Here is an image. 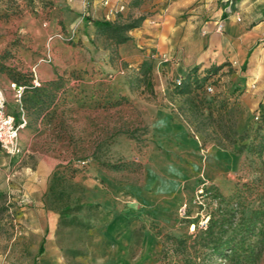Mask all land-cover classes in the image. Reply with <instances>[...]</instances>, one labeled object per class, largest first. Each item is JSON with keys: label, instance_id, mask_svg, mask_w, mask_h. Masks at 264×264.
Masks as SVG:
<instances>
[{"label": "rangeland", "instance_id": "obj_1", "mask_svg": "<svg viewBox=\"0 0 264 264\" xmlns=\"http://www.w3.org/2000/svg\"><path fill=\"white\" fill-rule=\"evenodd\" d=\"M240 1L141 0L121 12L123 16L148 18L144 31L125 43L110 46L92 26L87 28L86 39L81 25L79 34L62 31L64 39L46 40L54 55V65L60 61L68 67L61 69L57 76L60 85L53 89L55 99L49 115L27 114L24 108L29 122L19 133L23 152L9 156L0 150L5 160L0 165V264H235L217 255L209 259L199 256L191 234L195 228L189 232V222L204 226L198 220L224 207L221 196L228 197L235 190L241 191L244 197L242 204L233 203L236 221L241 215L246 217L252 207L264 208V157L256 156L247 148L240 153H236L235 148H227L240 157L238 165L229 169L206 160L204 176L186 186L189 217L183 218L175 211L174 223L178 227L161 230L150 219L138 217L136 226L127 231L126 236L119 233L114 238L104 236V225L111 211L84 198L83 181L88 177L99 180L98 173L103 171L120 180L139 181L143 154L150 141L148 122L160 107L170 109L176 118L186 123L201 143L204 134L209 133L204 139V149L219 147L211 139L215 137L213 129H219L216 120H211L202 131L193 132L195 122L190 123L184 97L171 91L175 77L168 74L165 67L158 68L160 56L154 45L146 44H153L154 40L146 38H152L163 25L164 31L174 33L171 42L174 39L175 46L186 48L191 41L196 43L197 35L203 30L201 36L207 43L209 33L205 25L218 11L222 12L221 18L230 14L239 25H247L255 11L264 15V0ZM34 6L40 4L36 0H0V37L7 60L19 56L22 61V55H26L23 51H30L37 61L41 57L46 44H39L37 39L16 28V20L25 14L41 18L40 7L37 12ZM240 8L243 12L235 14ZM237 15L240 20L236 19ZM220 32H225L224 27ZM252 47L255 48L251 54L252 65L243 64L239 72L245 68L260 71L252 74L255 85L264 83L261 68L264 37L257 38ZM228 56L216 64L223 66L204 84H210L212 90L207 92L202 88L199 93L202 100L212 101L216 107L225 100L221 109L232 106L230 116L222 121V129L228 134L225 142L236 139L248 125L255 127L260 122V117H255L260 114L257 108L249 109L239 98L243 89L234 85L242 81L233 78L236 68ZM146 57L153 62L151 89L137 78V66ZM171 62L175 60L172 58ZM234 87L236 92H233ZM16 103L7 104L14 114L19 112ZM244 141L248 144L250 138ZM55 170L62 171V176L52 186ZM201 182H204V192L199 196L197 188ZM65 204H69L71 210L60 217ZM261 225L264 228V218ZM146 227L155 235L150 242L144 237ZM189 234L191 237L184 243L165 238L166 235L179 238ZM40 244L42 252H39ZM254 264H264V251Z\"/></svg>", "mask_w": 264, "mask_h": 264}, {"label": "crops", "instance_id": "obj_2", "mask_svg": "<svg viewBox=\"0 0 264 264\" xmlns=\"http://www.w3.org/2000/svg\"><path fill=\"white\" fill-rule=\"evenodd\" d=\"M47 1L50 2L51 7L46 19L28 13L16 20V28L37 39L39 44H46V40L64 39L62 31L71 35L79 34L81 26L83 28L82 35L88 39L87 28L91 26V23L85 17L106 18L107 6H104L101 0ZM115 1L110 0V3L113 5ZM121 1L126 4L128 0ZM243 1L241 0L240 3ZM218 12L215 14V18L208 20L205 25L206 31L209 33L207 43L201 36L205 32L203 30L200 36L197 35L196 43L191 41V44L186 48L177 47L174 39L171 42L174 33L164 31L163 25H161L152 38H146L154 40V43L146 42V44L155 46V52L161 59L158 68L163 70L165 67L166 72L174 75L175 78L183 76L193 67H198V70L202 71L212 63L218 64L226 55H230L228 60L236 68L233 78L242 81V83L236 82L234 85L243 89L239 98L247 103L249 109L257 108V111L264 113V103H262L264 102L262 99L264 83L257 82L254 85L252 76V74H259L260 71L256 73V71L252 72L251 68H245L246 72H239L243 63L249 65L253 63L251 54L255 48L252 46L257 38L264 37V15L261 16L258 11H255L254 16L249 17L247 25H239L230 14L221 18L222 12ZM239 12H243L242 8L240 11H234L235 14ZM115 16L116 14L110 15L108 19H113ZM218 19L224 21V33L215 29V21ZM147 21L148 18L145 17L141 26L130 31V35L141 34ZM57 33H60L61 36L56 35ZM49 37L51 38L49 39ZM4 46L3 38L0 37V86L4 89L7 104L10 105L11 102L12 106L16 101L9 86L11 81L8 75L9 67L28 73L32 80L35 79L38 82V85L55 79L61 69L68 67L67 63L60 61L56 66L54 65V55L48 44L44 47L41 57L49 53L50 61H40L41 57L37 61L35 57H32L30 51L29 53L23 51L26 53V55L24 53L22 55L24 56L23 62L19 61V56L7 60L1 57ZM147 50L148 48L145 49V51ZM19 53L20 51H18ZM232 53L234 54L232 55ZM181 54L184 55L183 58L180 57ZM172 58L175 62H171ZM261 63L262 71H264V59H261ZM240 73L243 75L241 76ZM17 106L19 110V105L17 104ZM7 110L10 112L8 107ZM14 115L18 117L19 112ZM148 127L150 141L143 154L139 181L120 180L116 175L104 171L98 173L100 181L92 177L83 181L84 198L90 202L99 203L104 210L111 211V216L104 225V236L106 237L114 238L119 233H124L126 236L127 231L136 226L138 217L150 219L161 230L178 227L179 225L174 223L175 211L187 199L186 186L204 176L206 160L207 162L212 160L219 167L226 165L229 169H234L239 163L240 157L228 149L220 147L213 150L204 149L197 136L190 132L188 125L176 118L168 108H157L154 116L148 122ZM4 162L3 156H0V165ZM210 178L213 179V177ZM144 230L146 241H152L155 238L152 230L148 227Z\"/></svg>", "mask_w": 264, "mask_h": 264}, {"label": "trees", "instance_id": "obj_3", "mask_svg": "<svg viewBox=\"0 0 264 264\" xmlns=\"http://www.w3.org/2000/svg\"><path fill=\"white\" fill-rule=\"evenodd\" d=\"M28 1L32 2L33 0ZM36 1L40 6H34V10L38 12L40 7L38 13L42 19H46L48 10L51 7L50 2L47 0ZM140 2L141 0H128L126 6H136ZM85 18L90 20L95 32L103 36L107 44L116 46L131 39L130 31L140 27L144 16H134L132 14L123 16L121 12H117L113 19L91 18L89 16ZM1 57L7 59V51H3ZM222 66V63L220 65L212 64L202 71L198 70V67H193L181 76L178 83L174 81L171 91L184 97L185 109L188 110L191 117V122L188 121L190 123L195 122L193 132L202 131L207 124L211 123V120H216L219 129L214 128L215 137L210 136L216 145L224 149L235 148L236 153H240L247 148V151L254 153L256 156L264 157V113H260V122L255 127L248 125L236 139H229L225 142L224 140L228 137V134L222 129V121L230 116L232 106L221 109V106L226 102L225 100H221L220 107L218 105L216 107L214 102H206L199 95L200 90L205 89L206 85L204 86V84L209 76L216 73ZM137 68V78L144 86L151 89L153 85L152 59L143 58ZM8 75L11 81L25 85L21 95V105L25 108L27 114L34 113L35 116H39L43 113L49 115L50 106L55 99L53 89L58 88L60 85L58 77L47 81L45 84L34 85L32 77L28 73L9 67ZM235 90L234 88L233 92H236ZM205 103L207 106L204 105ZM128 134L133 136L132 133ZM207 134L209 133H205L202 139V147L204 146V139L208 136ZM248 138H250V141L246 144L244 140ZM61 172L54 171L52 186L53 183L61 179ZM243 198V194L239 190H235L228 197L221 196L224 207H220V211L218 210L209 216L204 226H195V232L191 233L194 236L192 239L193 246L196 247L197 254L203 256V259H209L217 255L229 263L254 264L260 258L262 251H264V228L261 225L262 218H264V208L260 206L252 207L246 217L241 215L238 217L239 220L236 221V209L233 203L242 204ZM69 210H71L70 205L65 204L60 211V217L65 216ZM191 234L182 235L179 238L166 235L165 238L177 243H184L187 237H191ZM42 251L43 247L40 244L39 252Z\"/></svg>", "mask_w": 264, "mask_h": 264}, {"label": "built area", "instance_id": "obj_4", "mask_svg": "<svg viewBox=\"0 0 264 264\" xmlns=\"http://www.w3.org/2000/svg\"><path fill=\"white\" fill-rule=\"evenodd\" d=\"M102 4L104 6H107V12L105 14L106 19L109 18L110 15L116 14L117 12H122L126 4L121 0H116L115 4H111L110 0H101ZM237 20H240V16H236ZM224 27L223 21L221 19H218L215 21V29L218 31H221ZM56 35H60V33H57ZM51 37H49L50 39ZM50 61V55L49 53L45 54L43 57L40 58V61ZM181 77L175 78V82L178 83L180 81ZM33 84L38 85V82L33 79ZM10 88L13 91V97L14 100L19 105V115L16 117L13 113L8 112L7 110V99L4 92V89L0 86V148L1 151L6 153L9 156H17L23 152V147L20 144L19 141V132L22 130L27 122L28 117L24 111V108L21 105V95L24 90L25 85L17 83L15 81H10L9 83ZM205 90L207 92L212 90V86L210 84H206ZM260 114H256V118H259ZM81 164H84V160H78ZM204 182H201L199 184V187L197 188V193L199 196H201L204 192ZM188 207V202L185 200L181 203V205L178 208V214L183 217L187 218L189 215L186 213V209ZM209 218V215L203 216L201 219L198 220L200 225H203L207 222ZM195 222L191 221L189 222L188 231L192 232L195 228Z\"/></svg>", "mask_w": 264, "mask_h": 264}]
</instances>
